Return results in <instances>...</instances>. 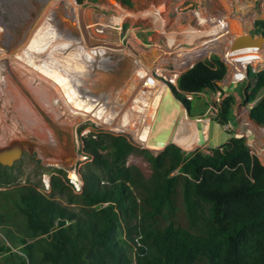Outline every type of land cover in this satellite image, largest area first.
<instances>
[{
  "label": "trees",
  "instance_id": "16d2710c",
  "mask_svg": "<svg viewBox=\"0 0 264 264\" xmlns=\"http://www.w3.org/2000/svg\"><path fill=\"white\" fill-rule=\"evenodd\" d=\"M117 1L133 6L132 0ZM252 33L264 36V18L255 21ZM225 73L213 55L168 87L191 118H204L210 101L201 93L222 90ZM249 78L257 80L246 100L259 99L249 115L264 127V69ZM182 91L197 93L198 102L191 105ZM235 102L230 92L213 118L223 129L234 120ZM232 134L208 153L184 155L175 143L157 156L144 150L152 168L146 179L127 165L134 146L124 136L89 133L83 152L100 174L88 167L80 194L66 183L63 170L52 176L53 194H63L77 210L30 185L0 191L5 264H133V233L135 264H264V164L244 138ZM133 219L138 223L130 224Z\"/></svg>",
  "mask_w": 264,
  "mask_h": 264
},
{
  "label": "rangeland",
  "instance_id": "374dc122",
  "mask_svg": "<svg viewBox=\"0 0 264 264\" xmlns=\"http://www.w3.org/2000/svg\"><path fill=\"white\" fill-rule=\"evenodd\" d=\"M44 1L0 0V150L11 146H19L22 149L21 158L12 166H0V191H10L25 185L38 189L42 185L45 172L56 173L59 169L63 170L71 164L80 162H82L80 168L82 175L88 167L100 174L93 159L86 158L83 152V139L89 133L124 136L134 146V151L127 157V165L136 166L146 179H150L152 168L144 156V150L157 156L165 149L168 144L165 146L164 142L154 145L155 142H159L155 139L156 135L166 134L164 122L170 112L172 116L177 115V112L169 106L172 103L169 101L170 97L174 99L175 96L168 84H176L177 78L198 61H207L213 55L219 57L215 51H209L204 57L195 60L192 65L186 66L179 75H174L175 56L177 55L171 50L169 44L170 41L177 40L178 34L171 32L174 29L171 27L175 25L169 26V23L173 22L177 13L188 14L195 10L205 13L208 11L209 14L222 17L228 9H232V13L236 12V7L238 8L245 2V4L249 3L251 8L258 13L252 23L253 27L258 18H264V0H241L237 4L234 0H132L133 6H125L117 0H85L83 4H78L75 0L79 7V22L76 23L69 16L66 3L63 0L58 2L52 15L57 40L64 42L67 36H72L79 38V42L83 39L89 49L103 48L105 50L95 56L97 62L92 68L86 67L83 73L79 74L74 71L60 73L55 68L56 73L71 78V81L73 79L72 82L79 89H84L85 86L91 94L104 95L112 99L118 97L119 90L128 85L138 69L139 62L144 63L143 67H148L151 74L166 84L165 90L168 89L166 94L159 93L160 101L161 98L163 100L159 102V108L156 111L151 137L148 135L147 141L140 143L133 138L131 133L109 128L106 124L82 115L79 109L75 110L76 112L66 110L65 106L58 101V89L55 86L17 63L18 54L25 48L22 45L28 43V38L34 32L36 19L45 6ZM176 5H179L178 9H175ZM98 19L100 21L97 22ZM232 21H230L229 28L236 33L232 25L238 24L239 19ZM191 23L194 26V21ZM181 26L186 28L187 21L183 20ZM98 30L102 32L99 33ZM219 39L221 40L222 36ZM78 46L81 44H74L68 52L78 51L76 48ZM220 46L221 41L217 44V47ZM56 48L55 46L54 49ZM215 50L219 51V48ZM60 53H53L52 56H58ZM101 61H107V65ZM255 66L258 69H264V54ZM158 73L159 76H157ZM246 91L249 93L251 91V84L247 82L238 83L228 91L225 90L236 96L235 117L231 126L223 129L213 118L210 120H207V117L198 118L204 120L206 129H209L210 123L208 141H204L201 136L200 139L196 138L185 146L175 143L182 148L184 155H189L199 149L208 153V149L219 146L235 131L236 133L246 132L249 129L252 132L249 135V142L254 146L249 147L250 152L258 157L262 164L264 163L262 150L259 149V146H264L261 143L264 141V127L256 125L250 118V103H256L257 100H246ZM201 95L208 99L210 104L214 103L215 94L213 92L201 93ZM176 100H174L175 103H177ZM242 116L249 117L253 124L252 122L247 123L248 125L241 124ZM183 137L180 135V140L175 139L183 143L189 136L185 135L184 139ZM242 137L245 142L248 141L247 136ZM253 142L258 144H253ZM105 153L106 151H102V154ZM178 172L177 169L175 174ZM102 180L106 181L103 176H101ZM48 196L64 206L77 210V205L68 203L63 194H53L52 191ZM138 221V219H133L129 223L134 225ZM127 229L128 224L124 225L123 236L125 237L129 236ZM132 237L134 240H129L132 247L129 253L135 264L136 255L133 247L137 234L133 233ZM0 238H5L1 228ZM7 244H9L8 241ZM0 264H5L3 253H0Z\"/></svg>",
  "mask_w": 264,
  "mask_h": 264
},
{
  "label": "bare ground",
  "instance_id": "6f19581e",
  "mask_svg": "<svg viewBox=\"0 0 264 264\" xmlns=\"http://www.w3.org/2000/svg\"><path fill=\"white\" fill-rule=\"evenodd\" d=\"M59 1L62 0H45L43 2L45 6L36 19L34 32L28 38V43L22 45L25 48L18 54L17 63L24 69L29 70L38 77H41L44 81L55 86L58 89V101L65 106L66 110L76 112L75 110L79 109L82 115L95 119L99 123L106 124L109 128L127 131L132 134L136 141L145 143L148 135H150L153 121L155 120L154 118L160 102L159 93L166 94V84L154 76V74H151L148 67H143L144 63L139 62L138 69L131 77L128 85H125L126 87L123 89L120 88L119 96L112 99L104 95L91 94L85 86L84 89H79L72 82L73 79L71 81V78L69 79L65 76L63 77L62 74L56 73L54 71L55 68L60 73H67L68 71H74L79 74L83 73L86 67L92 68L95 62H97L95 56L105 50L103 48L89 49L84 44L83 39L79 42V38L72 36H67L64 42L57 40L52 15ZM63 1L66 3L69 16L78 23L79 7L75 3V0ZM234 1L237 2L240 0ZM178 8L179 5H176L175 9ZM236 9L234 13L231 12L232 9H228L225 14H222V17L216 14H209L208 11L205 13L200 10H195L188 14H176L173 22L169 23V26L172 24L175 25V27H171L174 28L171 32L178 34L176 37L177 40L170 41L169 44L171 50L176 52L177 55L175 56L176 71L174 70V75H179L180 71L185 69L186 66L193 64L195 60L204 57L211 49L215 48L216 39L219 36L227 35L229 39H232L235 34L233 29L229 28L231 22H233L232 20L236 21V19H239L238 24L232 25L233 28L235 27L237 30H241L236 35L239 37L245 34L242 31L243 26L246 24V28L244 26V29H247L252 24L256 13L251 10L250 4H240ZM183 20L187 21L186 28L181 26ZM98 21L100 20L98 19ZM192 21H194V26L191 23ZM101 23L103 24L102 21ZM98 32L101 33L102 31L100 32L98 30ZM76 43L81 44V46L76 47L78 51L73 52L75 50H72L68 52ZM55 46L57 47L56 50L54 49ZM56 52L61 53L58 56H52ZM101 62L107 65V61ZM101 62L99 63L100 66L102 65ZM159 73L157 76L160 75ZM171 80L173 79L171 78ZM191 131H193L192 122L186 121L178 133L179 136L183 135L184 139L185 135L189 136L191 134ZM179 136L177 139H179ZM261 143L264 145V141ZM255 144L257 145L258 143ZM259 149L262 150L264 162V146H259Z\"/></svg>",
  "mask_w": 264,
  "mask_h": 264
},
{
  "label": "built area",
  "instance_id": "2783aa9c",
  "mask_svg": "<svg viewBox=\"0 0 264 264\" xmlns=\"http://www.w3.org/2000/svg\"><path fill=\"white\" fill-rule=\"evenodd\" d=\"M236 2V1H235ZM240 1H237L236 3H239ZM246 5L245 3H243ZM249 5V3H247ZM250 7H252L250 5ZM251 10L255 11L253 8ZM256 16L258 15L257 11H255ZM255 16V17H256ZM255 17L252 20V23L255 19ZM259 19V18H258ZM246 28V24L244 25ZM243 26V29H244ZM252 24L247 28L244 29L245 31L251 33L253 36H257L259 34H253L252 31ZM254 28V27H253ZM252 29V30H251ZM240 31V30H239ZM220 36L216 39L215 48L211 49L210 51H215L221 61L226 66V73L223 78V80L220 82V86L222 90H217L214 92L215 94V101L212 104H209V108L205 114V117H207V120H210L211 118L216 117L218 114L220 105L223 101V99L229 94L228 92H225V90L238 83L247 82L254 86L256 83V78H249L250 73H258L262 69L256 68L255 64L258 60H261L264 54V46L249 44L244 46L235 47L234 46V39H229L227 35H222V39H219ZM224 38V39H223ZM221 41V46L217 47L218 42ZM219 48L218 50H215ZM211 53V52H210ZM207 55V54H206ZM192 65V64H191ZM158 75V74H157ZM182 94L189 100L191 105H195L198 102V94L197 93H191V92H183ZM235 96V95H234ZM236 97V96H235ZM258 102V98L255 99ZM256 102V103H257ZM251 102L250 109L256 104ZM250 112V111H249ZM250 116V115H249ZM204 117V118H205ZM241 124H249L252 121L249 117L242 116L240 118ZM253 124V122H252ZM251 125V124H250ZM231 126V122L228 123L225 128H228ZM252 132L249 131V129L246 132H237L235 131L234 135L238 138H243L242 136H247L248 141L245 142L248 147H254L252 146V143L249 142V135H251ZM255 143V142H253ZM86 155V154H85ZM86 158H91L90 156H85ZM82 157V158H85ZM264 164V163H263ZM82 162L77 164H71L68 168L63 169L65 172V181L66 183L71 187V189L77 193L80 194L83 191L84 188V179L83 175L80 172ZM59 168H62L58 165ZM53 172H45L42 178V185L37 190L41 193L48 195L52 192V176Z\"/></svg>",
  "mask_w": 264,
  "mask_h": 264
},
{
  "label": "crops",
  "instance_id": "0c3cea01",
  "mask_svg": "<svg viewBox=\"0 0 264 264\" xmlns=\"http://www.w3.org/2000/svg\"><path fill=\"white\" fill-rule=\"evenodd\" d=\"M167 91H168V89H166V92ZM174 100H176V99L175 98L174 99H171V97H170V100L169 101L172 102V103H170L169 106L172 107V110H174L175 112H177V115H179V116H177V115L172 116V113L171 112L167 115V117L165 119V122H164V125L166 127V131H169V132H167L163 136L164 137V140L161 139L162 138L161 137L162 135H156V138L155 139H157V141H159V142H155L154 145H160L161 142H164L165 143L164 144L165 146L167 144H169V143H177L179 145L185 146L188 143L194 141L196 138L200 139L201 136L203 137V140L204 141H208V136L207 135L210 132V123H209V129L207 130L206 129V123H204V120H199L198 118H191L189 116V114H188L187 109L183 106V104L181 102H179L178 100H176L177 103H175ZM161 101H162V98H161ZM157 111H158V109H157ZM181 111H182V113H181ZM176 119H177V121H176ZM186 121L187 122L188 121H191L192 122L193 131L189 135V137L186 139V141L182 143V142L176 141L175 138H177L179 136V133L178 132L181 129L182 125H184L186 123ZM151 133H152V129H151V132H150V137H151ZM159 137H161V138H159Z\"/></svg>",
  "mask_w": 264,
  "mask_h": 264
},
{
  "label": "water",
  "instance_id": "95a60500",
  "mask_svg": "<svg viewBox=\"0 0 264 264\" xmlns=\"http://www.w3.org/2000/svg\"><path fill=\"white\" fill-rule=\"evenodd\" d=\"M236 33L239 30L234 28ZM241 31V30H240ZM245 33L244 35L237 36L236 33L234 34V46H244L249 44L264 46V36L261 34L257 35L256 37L253 36L251 33L242 29ZM22 156V149L19 146H11L7 148H3L0 150V164L4 166H12L17 160H19Z\"/></svg>",
  "mask_w": 264,
  "mask_h": 264
},
{
  "label": "flooded vegetation",
  "instance_id": "af4514ba",
  "mask_svg": "<svg viewBox=\"0 0 264 264\" xmlns=\"http://www.w3.org/2000/svg\"><path fill=\"white\" fill-rule=\"evenodd\" d=\"M2 165V164H1Z\"/></svg>",
  "mask_w": 264,
  "mask_h": 264
}]
</instances>
